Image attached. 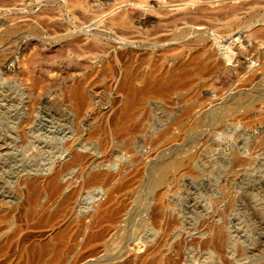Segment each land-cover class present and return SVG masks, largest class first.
<instances>
[{
	"label": "rangeland",
	"instance_id": "1",
	"mask_svg": "<svg viewBox=\"0 0 264 264\" xmlns=\"http://www.w3.org/2000/svg\"><path fill=\"white\" fill-rule=\"evenodd\" d=\"M209 53L221 67L183 72ZM170 76L129 103L130 84ZM83 146L93 166L65 169ZM59 171L62 194L31 213V179ZM95 262L264 264V0H0V264Z\"/></svg>",
	"mask_w": 264,
	"mask_h": 264
},
{
	"label": "bare ground",
	"instance_id": "2",
	"mask_svg": "<svg viewBox=\"0 0 264 264\" xmlns=\"http://www.w3.org/2000/svg\"><path fill=\"white\" fill-rule=\"evenodd\" d=\"M179 2V1H178ZM194 4V3H193ZM197 4V3H196ZM192 5V4H191ZM201 5V4H200ZM99 6V5H98ZM130 6V5H129ZM128 6V7H129ZM140 6V5H139ZM138 6V7H139ZM182 6V5H181ZM134 8V7H133ZM188 11V10H187ZM80 12V11H79ZM223 12V11H222ZM182 13V12H181ZM224 13V12H223ZM179 14V13H178ZM222 14V13H221ZM148 19V18H147ZM118 19L117 18H113L112 21H117ZM119 21V20H118ZM143 24V23H142ZM146 24V23H145ZM20 24H15V27L19 26ZM92 25V24H91ZM21 27V26H20ZM18 28V27H17ZM22 28V27H21ZM12 29V28H11ZM15 29V28H14ZM83 32V31H82ZM152 32V31H151ZM11 33H13L11 31ZM17 33V32H16ZM15 33V34H16ZM86 33V32H85ZM88 34V33H87ZM14 35V34H13ZM95 36V34H94ZM101 36V35H99ZM99 36H97L99 38ZM96 37V36H95ZM168 37V36H167ZM163 39V38H161ZM160 39V40H161ZM59 42V41H58ZM80 42V41H79ZM155 44V43H154ZM152 45V44H151ZM5 49V48H4ZM220 56L222 57L223 61H231L233 58H234V53L232 51V47L231 45L229 44V42H225L224 45H222L221 47V54ZM205 58H202L199 56H196L194 57L192 60L188 61L185 65H183L182 67V70L183 72L185 70L188 69V67L192 66L193 63L199 65L200 67L198 68L199 70L201 68H205V66L209 63V61H213V64L216 68H219L221 67V62L220 61H217L215 59H213V55L211 53L209 54H206V56H204ZM183 73H180L179 75H181ZM171 80V76L170 77H159L157 79H154L152 80L147 86L145 87H142V88H137V87H133L131 86V84L129 85V89H128V98H129V103H131L132 105H138V104H141V102L145 101L148 97L150 96H164V94L166 93V91L164 90L165 88L163 86L166 85V83H168V81L170 82ZM127 83H130V80L128 79L127 80ZM125 83V84H127ZM70 99L74 100L75 101V105H76V108L78 111H81L83 108L87 107L88 104H89V99L88 97L82 92V90L80 89H75L73 92H72V96H70ZM28 105H31L29 107L30 108H34V110L36 109L35 107H37V102L36 100L32 101L30 104ZM28 107V106H27ZM33 110V109H32ZM33 111L29 112V113H32ZM34 113V112H33ZM31 115V114H30ZM33 115V114H32ZM20 116V115H18ZM19 121V119H18ZM15 122V124L18 123ZM120 126H124L123 123L120 124ZM36 139L35 141V144L37 143L38 144V148L40 151H43V152H50L49 150H46L45 146H44V143L45 142H42L41 138L42 137H39V136H36L34 137ZM64 138V137H63ZM48 145V144H47ZM46 145V146H47ZM48 147V146H47ZM50 148V147H49ZM83 148V151H80L78 153H76L73 158L65 165V169H68L69 167L73 166V165H76L78 163L80 164H83L84 168L86 169H89L93 166V163H94V159L92 156H90V153H85V150L84 148L86 147H82ZM48 149V148H47ZM66 153V152H65ZM97 157V156H96ZM95 157V158H96ZM96 160V159H95ZM171 172V171H170ZM61 174L62 172L59 171V172H55L53 173L48 179H49V182L46 186H42V188H40V185H41V178L39 179L38 177H35L33 179H31L30 183H29V189L31 190L30 191V202H31V208H30V211L31 213L35 212V208H36V205L39 201V198H40V195L42 193V189H47L49 194L52 196V197H56L58 196L62 191H63V188H64V184L63 182L61 181ZM106 177V173L104 171H97V172H94L93 175L88 179L86 180V184H90V183H95L97 182L98 180H101V179H104ZM82 178V177H81ZM167 179V178H166ZM162 183V182H161ZM161 186V185H160ZM47 187V188H45ZM159 187V185H158ZM123 188V187H122ZM148 190V189H147ZM62 194V193H61ZM81 189L78 188V187H74L72 188L66 195H64L61 199H60V202H61V206H62V209H60V211L56 212L55 214L56 215H60L62 214L65 210H68V211H74L76 210V205L79 204L78 203V199L79 197L81 196ZM118 194V193H117ZM60 196V195H59ZM11 199V198H10ZM147 204V203H146ZM152 204V203H151ZM150 206V204L148 205V207ZM82 207V206H81ZM147 209V208H146ZM151 210V209H150ZM109 212V211H108ZM154 212V211H153ZM72 213V212H71ZM44 215L45 217L47 216H50V213L48 212V210L45 208L44 209ZM52 215V214H51ZM118 215V213H117ZM128 216V215H127ZM152 220L154 222L157 221V218L154 216V214H152ZM111 217V216H110ZM126 217V216H125ZM149 217V216H148ZM118 218V217H117ZM144 218V217H143ZM128 219V217L126 218V220ZM130 219V218H129ZM147 219V218H146ZM39 222V221H38ZM96 222V221H95ZM88 224V223H87ZM125 224V223H124ZM144 228L147 227L148 225V221L147 220H144L142 222ZM121 225V224H120ZM126 225V224H125ZM134 225V224H133ZM87 226V225H86ZM128 226V225H127ZM168 227L170 226L169 224L167 225ZM97 227V226H96ZM168 227L166 229V231L168 232ZM126 229V228H125ZM82 230V229H81ZM119 230V229H118ZM135 230V229H134ZM120 231H122V229H120ZM115 232V231H114ZM118 232V231H117ZM133 232V231H132ZM166 232V233H167ZM49 233V232H48ZM116 233V232H115ZM114 233V234H115ZM124 233V232H123ZM138 233V232H137ZM136 232H133V236L131 234L132 237H130L129 240H126L128 242H136L135 243V246H137L139 249L144 247L146 244H147V240L145 238H142V237H139V235L137 234ZM51 234V233H50ZM125 234V233H124ZM118 235V234H117ZM123 235V234H122ZM114 236V235H113ZM115 237H116V234H115ZM119 237V236H118ZM121 237V236H120ZM164 237V236H163ZM113 239V237H111ZM117 238V237H116ZM124 237H122L121 239H123ZM120 238H118V241H119ZM115 240V239H113ZM124 240V239H123ZM122 240V241H123ZM117 241V240H116ZM121 240L119 242H122ZM125 241V243H126ZM114 242V241H112ZM93 243V242H92ZM106 243V242H105ZM118 243V242H117ZM109 244V243H108ZM111 244V243H110ZM106 245V244H105ZM113 245V244H112ZM130 245V243H129ZM212 245L215 247V248H221L223 246V237L219 234V233H216L214 235V239L212 241ZM110 246V245H109ZM108 246V247H109ZM78 247V246H77ZM107 247V245H106ZM131 247V246H130ZM39 248L40 250L42 251H46V250H49V249H52L54 248L52 246V242H46L45 244H41L39 245ZM132 248V247H131ZM125 251V249H123ZM127 250V249H126ZM36 251V250H35ZM99 251V250H98ZM135 251V250H134ZM128 254V253H127ZM125 255V254H123ZM118 256V254H117ZM123 258V257H122ZM128 258V257H127ZM116 260V259H115ZM134 260V259H133ZM42 261V260H41ZM93 263V262H92ZM117 263V262H116ZM96 264V262H95Z\"/></svg>",
	"mask_w": 264,
	"mask_h": 264
}]
</instances>
